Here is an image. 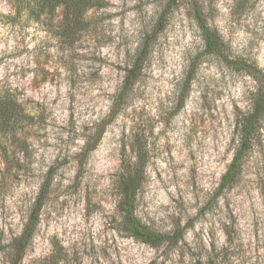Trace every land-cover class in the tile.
Listing matches in <instances>:
<instances>
[{
	"label": "rangeland",
	"instance_id": "obj_1",
	"mask_svg": "<svg viewBox=\"0 0 264 264\" xmlns=\"http://www.w3.org/2000/svg\"><path fill=\"white\" fill-rule=\"evenodd\" d=\"M86 4L67 28L61 6L12 22L0 0V95L24 116L0 131V264H15L47 183L17 264H264V113L219 190L256 75L264 86V0ZM196 10L222 54L205 50ZM128 175L148 242L123 222Z\"/></svg>",
	"mask_w": 264,
	"mask_h": 264
},
{
	"label": "trees",
	"instance_id": "obj_2",
	"mask_svg": "<svg viewBox=\"0 0 264 264\" xmlns=\"http://www.w3.org/2000/svg\"><path fill=\"white\" fill-rule=\"evenodd\" d=\"M87 1L88 0H13L15 4V14L11 16V21L14 22L22 14L29 15L41 8H50L53 10L61 6L65 9L67 16H69V18H67L69 19L67 28H69L75 25V21L81 16V11L87 5ZM194 18L204 42L205 50L215 55L222 54L223 43L221 38L216 31L210 29L199 10L194 12ZM132 71L133 67L128 70L127 78ZM256 79L259 85L254 94L255 99L251 111L243 115L238 121L234 153L227 170L222 175L219 182L220 191L229 188L235 181L245 157L251 150L253 139L259 131L260 120L264 113V86L262 85L260 76L256 75ZM260 106H262V109H260ZM23 117L21 105L12 95H0V131H16ZM127 177V181L124 182V186H122L120 190L119 201V208L123 213V222L131 236L143 242H148L150 239L149 233L143 231L140 223L133 214L136 189L132 184V175H128ZM48 185L49 183L41 189L36 199L34 210L27 218L21 235L18 237L17 241H15L14 253L17 257L15 264H17V261L21 258L23 249L34 233L35 226L38 222V211L41 208L43 195L47 191Z\"/></svg>",
	"mask_w": 264,
	"mask_h": 264
}]
</instances>
